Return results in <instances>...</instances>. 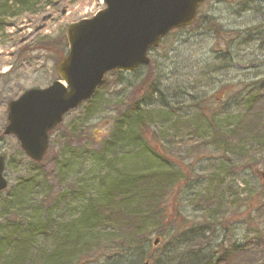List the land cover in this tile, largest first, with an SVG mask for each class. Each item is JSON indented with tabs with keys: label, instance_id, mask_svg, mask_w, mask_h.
Segmentation results:
<instances>
[{
	"label": "rangeland",
	"instance_id": "rangeland-1",
	"mask_svg": "<svg viewBox=\"0 0 264 264\" xmlns=\"http://www.w3.org/2000/svg\"><path fill=\"white\" fill-rule=\"evenodd\" d=\"M45 3L46 0H37L34 11L8 18L9 26L0 34L2 133L7 124V105L10 101L17 99L29 88H44L59 78L57 64L62 51L65 55L68 50L67 27L71 23L91 18L105 6L104 0H60L50 5ZM217 22L231 32L220 33ZM150 58V64L135 71L121 76L116 73L108 75L94 105L84 104L69 113L64 119L63 128L52 134L49 152L52 160L57 155L60 158L62 148L65 150L67 147L71 130L84 137H94L96 141V145H93L89 140L84 139L82 143L75 140L66 148L67 153H75L78 159L75 175L65 180L63 187L70 195L77 194V198L72 196V200L65 203L77 205L83 202V185L88 188L86 199L100 196V189L97 187L101 186V179L97 177L99 173L110 171L115 176L117 171L124 172L126 164L123 162L126 161L114 162L116 167L114 163H110L111 170L106 162L95 158L94 161L99 164L95 168L89 157L85 159L84 155L88 154L87 150L98 148L97 144L110 133L118 112L131 100L142 95L150 81L154 80L159 85V90L164 93L167 105L162 103L163 99H158L154 104H144V107L153 111L163 109L151 123L156 133L150 141L151 147L159 151L172 165L180 166L187 177L176 189L180 216H176V220L168 219V228L161 237L157 233L162 225L155 221L147 223V254L155 257L152 264H169L167 260L178 254L190 255L194 246L190 239L183 237L189 236L188 233L201 223L208 222L207 211L194 204L195 189L201 188L212 177L224 178V192L228 193L231 188L237 195L240 194L239 197L242 195L247 198L248 195V199L247 202L241 198L235 199V203L226 213L225 226L228 229L225 226V230L221 228L218 224L221 220L215 221V225L219 226L217 238L210 250H204L203 253L213 256V261L226 259L237 264L243 256L236 252L233 244L240 247L256 237L259 240L254 243L258 245L253 250L255 244H251L250 249L253 252L250 251V255L257 254L254 264H263L264 198L253 199L259 191L264 196V178L258 175V171H264V154H258L264 151V146L258 145L252 152L241 155L243 152L240 153V149L231 145L225 148L224 142H216L213 128L208 124L213 113L218 109L222 110L220 119L224 120L225 127L222 129L226 131L227 125L233 122L232 119L235 116L238 119L245 112L248 102L264 100V97H258L264 93V0H206L200 8L197 20L185 29L170 33L158 48L151 51ZM116 78L121 80L117 81ZM168 107L172 110L168 111ZM174 123L183 125L182 128H177L176 136L170 130ZM193 123L196 126L192 127ZM164 128H168L170 137H162L161 141L167 148L162 143L159 144L157 139ZM209 132L211 133L208 134ZM2 136L0 154L12 161L11 167L6 170L10 192L22 176L30 175L27 169L30 161L19 154L18 141L14 136ZM67 160L64 157V161ZM130 160L132 159L129 158ZM41 165L44 172L54 170L48 162ZM141 167L143 166L139 168ZM117 179L120 178H114L113 181ZM185 182L194 183L196 188L190 184L186 187V184L183 185ZM56 186H59L58 183ZM41 191L34 189L30 197L38 201L42 197ZM6 193L0 194V202L9 195ZM239 201L244 202L245 207H239L236 203ZM25 205L23 207L30 210ZM172 213L175 214L176 211L173 210ZM57 215L63 217V222L70 220L69 217H64L63 210L57 211L55 216ZM166 216L169 217L170 213ZM2 219L4 218L0 217ZM44 239H37L33 246L38 248L46 243ZM157 239L159 241L155 244ZM179 239L187 242L176 247ZM222 244L226 248L224 254ZM48 246L49 244L45 245ZM215 251L219 253H213ZM114 255L117 254L79 264H116L117 256Z\"/></svg>",
	"mask_w": 264,
	"mask_h": 264
},
{
	"label": "trees",
	"instance_id": "trees-1",
	"mask_svg": "<svg viewBox=\"0 0 264 264\" xmlns=\"http://www.w3.org/2000/svg\"><path fill=\"white\" fill-rule=\"evenodd\" d=\"M56 1L60 0H46L45 4L50 5ZM36 3L37 0H0V34H3L9 26L8 18L23 12L34 11ZM217 25L220 33L231 32L225 30L218 22ZM63 56L64 52L62 51L61 57ZM113 73L119 76L125 74L115 71L109 75ZM116 80L120 81L121 78H116ZM103 84L84 104L94 105ZM157 95L158 98H156ZM262 95L258 97L263 98L264 93ZM158 99H163L162 103L167 105L164 93L159 90V85L151 80L142 95L131 100L123 110L118 112L110 133L97 144L98 148L87 150L88 154H85L84 158L89 157V160L93 162V167L99 165L94 161L95 158L103 160L108 166L117 161H126L123 163L126 164L124 171H127V176L114 180L119 182L116 186L101 180V186H97L100 189V196L98 195L96 198L86 199L88 188L83 185L84 189H79L84 190L82 195L85 199L77 205L65 203L71 201L72 196L74 199L77 198V194L70 195L63 187L64 181L75 175L78 159L75 153H67L66 148L73 141L78 140L82 143L84 139L96 145L95 138L84 137V135L71 130L68 135L67 147L65 150L62 148L60 158L57 155L53 160L50 159L49 149L48 155L42 162L30 159L18 144L21 157L25 156L30 161L28 162L30 167H27L30 175L22 176V179L10 192H8L9 186L0 192V194L9 193L0 202V217L4 218L0 220V264H79L111 257V254H117L114 255L117 256L116 264L118 262L119 264H142L146 260L155 262V257L147 254L149 246L147 223L155 221L161 224L162 227L158 229L157 233L161 237L163 231L166 232L168 228V219L176 220L180 216V208L176 203L178 195L176 189L179 183L187 177L180 166L172 165L159 151L151 147L150 141L154 139L153 136H156L151 123L156 114L162 113L163 109L153 111L144 107V104H154ZM260 100L248 102L245 112L240 117L238 116V119L235 116L232 119L233 122L227 125L228 130L226 131L222 129L225 127L224 120L220 119L222 110L218 109L214 112L208 125L213 128L216 142L217 140L221 143L224 142L225 148L227 145H231L235 149H240V153L243 152L241 155L252 152V149L258 145L264 146V100ZM216 103L221 105L218 101ZM167 110H172V108L168 107ZM63 123L54 132L63 128ZM191 126H196V123ZM182 127L183 125L174 123L170 130L174 131L176 136L177 128ZM2 134L0 129V141L3 138ZM169 137L168 128L162 129L157 136L159 144L162 143L161 138L169 139ZM162 144L164 147H168L165 143ZM162 153L164 152L162 151ZM258 154L263 155L264 151ZM17 157L20 156L17 154ZM64 157L66 160L68 157V160L64 161ZM129 158L132 160L129 161ZM45 162L50 163L54 170L44 172L41 164ZM11 164L12 161L6 157L5 176L6 170L11 167ZM140 166L143 167L139 168ZM117 175L120 176L121 173L118 172ZM52 182L58 183L59 190L56 183ZM185 184L188 187L190 183H183V185ZM225 184L226 181L222 177L219 179L217 177L210 178L198 190L195 189L194 183L190 184L196 190L194 204L207 211L208 222L201 223L199 227L188 233L189 236L183 237L187 240L190 239V243L194 246L193 250L188 252L190 255L178 254L167 260L169 264H232V261L226 259L213 261L211 259L213 256L203 253L204 250H210L217 238L216 232L219 226L215 225V221L221 220L218 223L221 228L228 229L225 226L226 213L235 203V199L241 198L243 201L246 200L245 202L248 199V195L247 198L242 195L239 197L240 194L237 195L236 191L231 188L228 193L224 192ZM70 187H72L71 184ZM34 189L42 190V197L38 201L30 197ZM70 189L73 190V188ZM263 198V192L259 191L256 192L253 201ZM236 203L239 207H245L244 202ZM24 205L30 210L25 209ZM59 210H63L64 217H69L70 220L63 222V217L55 216ZM173 210L176 211L175 214L172 213ZM28 211L30 214H27ZM168 212L170 213L169 217L166 216ZM250 216L249 214L248 217ZM41 238H45L44 241L49 246L45 247L48 244L44 243L35 248L33 243ZM257 240L259 239L254 237L240 247L233 244L236 247V252L243 256V259L237 264H254L256 262L255 255L257 254L250 255V251L253 252L250 246L255 244L254 250L258 245L254 241ZM186 242L179 239L176 242V247L182 246ZM222 247L224 254L226 248L223 244ZM36 249L37 252H35ZM213 253H219V251Z\"/></svg>",
	"mask_w": 264,
	"mask_h": 264
},
{
	"label": "water",
	"instance_id": "water-1",
	"mask_svg": "<svg viewBox=\"0 0 264 264\" xmlns=\"http://www.w3.org/2000/svg\"><path fill=\"white\" fill-rule=\"evenodd\" d=\"M204 1L104 0L103 10L67 27L69 52L57 64L60 79L30 88L8 103L4 135L15 136L30 159L43 161L51 132L91 99L107 73L150 64L151 49L172 30L191 25ZM4 172L5 156L0 154V191L8 187Z\"/></svg>",
	"mask_w": 264,
	"mask_h": 264
},
{
	"label": "bare ground",
	"instance_id": "bare-ground-1",
	"mask_svg": "<svg viewBox=\"0 0 264 264\" xmlns=\"http://www.w3.org/2000/svg\"><path fill=\"white\" fill-rule=\"evenodd\" d=\"M143 66H146V65H143ZM142 67V66H141ZM140 68V67H139ZM138 69V68H137ZM118 162V161H117ZM113 164V163H112ZM98 166V165H97ZM97 166H95V168L97 167ZM110 167V166H109ZM114 167H116V164L114 163ZM110 169L112 170V168L110 167ZM93 170H95V169H93ZM115 173H118V171L117 172H115ZM114 173V174H115ZM113 173L112 172H110V171H105V173H99V175L97 176L99 179H101V180H103V181H105L106 183H109V184H111L112 186H116L119 182H116V181H113V179L114 178H124V177H126L127 176V171L125 170L123 173H121V175L119 176V175H112ZM122 176V177H121ZM40 250L42 251V248H40ZM38 250L36 249L35 250V252H37Z\"/></svg>",
	"mask_w": 264,
	"mask_h": 264
}]
</instances>
